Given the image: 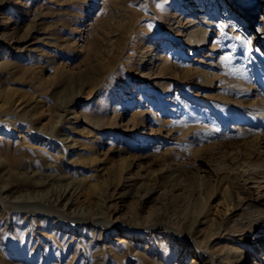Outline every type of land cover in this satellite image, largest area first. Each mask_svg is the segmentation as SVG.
<instances>
[{"label": "rangeland", "instance_id": "374dc122", "mask_svg": "<svg viewBox=\"0 0 264 264\" xmlns=\"http://www.w3.org/2000/svg\"><path fill=\"white\" fill-rule=\"evenodd\" d=\"M262 1L255 0L253 13L256 12V20L252 22L244 18L247 20L244 27L236 23L237 28L233 30L224 27L221 33L213 32L205 48L191 51V55L186 56L184 62L187 69L206 72L208 76L204 79L203 76H186L183 70L156 79L155 65L158 64L157 54L161 52L162 43L170 42L174 37L177 41L173 45L185 50L184 31L192 24L199 23V18L203 17L183 6L187 0H0V58L4 55L12 63L6 72H0V80L9 77L10 82L19 80L20 85L16 87L22 91L20 93L24 92L26 96L28 92L26 99L23 97L25 104H28L24 111L29 113L27 116L36 112L31 120L34 129L31 134L39 136L42 132L40 137L46 143L49 141L41 157L46 159L51 156L49 161L46 159L47 162L57 163L54 156L59 149L61 151V139L64 136L68 138L65 137L63 141L69 146L66 149L68 156H65L64 164L60 163L64 173L54 170L57 178L52 182L64 190L68 189L70 179H75L70 184V191L74 190V195L67 196L65 202L71 200L76 209L81 208L85 219L98 222L103 219L105 210L115 208L113 220L130 225L143 223L148 214L153 224L166 226L189 225L195 220L200 224L203 221L202 225H193L194 233L192 230L190 236L192 239L197 236L195 240L203 239V234L208 238L215 232L211 218L224 214L228 202L224 232H221L227 233V236L218 241L217 250L233 246L245 251L244 264H251L254 259L261 264L256 254L259 250L255 246L264 242V181L248 179V176L253 172L250 164L264 165V121L232 115L225 124L211 114L215 119L213 123L209 114L206 116L199 109L212 103L211 100L225 98L242 107L260 100L264 102V73H258L261 68L264 72V30H259L263 24L261 17L264 16L261 13L264 12V4L260 7ZM18 2L25 3L27 9L23 10ZM158 5L185 10L181 15L177 13L178 23L173 25L172 31L166 30L168 24L165 16L161 19L157 17ZM214 15V21L218 24L230 21L228 17L221 20L220 13ZM34 17L36 20L33 23ZM240 29L244 36L240 34ZM216 36L218 43L213 54L205 52L211 48ZM24 37L28 40L27 44L8 49L7 44L11 40ZM220 60H224V68L218 65ZM19 69L23 71L19 73ZM24 72L28 73L24 75ZM147 73L152 75L149 79L144 78ZM157 83L158 86L172 88L175 94L178 84L187 92H192L194 99H186L190 100L189 108L194 112L182 108L184 117L177 119L170 112V107H165L158 100L144 99L153 96L145 87ZM31 84H38V87L34 86V89ZM39 89L44 91L40 93ZM107 98L123 105L118 115L110 114L111 109L107 112L103 110ZM149 108L156 114L157 120L150 116ZM58 113H64V121L68 120L69 124L58 126V131L50 137V125L56 122ZM93 116L101 117L99 122L103 120L104 123H91ZM43 127H46V131ZM39 129L41 132H37ZM211 130L219 132L213 133ZM224 130L227 137L221 133ZM58 132L61 138L57 137ZM128 136L141 141L133 147L123 141ZM17 137V131H13L10 142L12 147L16 144L19 154L24 148ZM254 140L258 141L247 144ZM88 141L96 142L93 150L87 145ZM75 151L85 156V160L75 164ZM27 153L37 155L35 150ZM91 155L98 159L91 165L92 168H88L83 164H87L86 159ZM122 161L132 162L130 173L124 175L123 179L133 178L136 186L130 188L128 196H122L123 191L118 190L114 199H106V209L103 210L98 195L105 196L106 189L110 190L116 182ZM175 168L181 169L179 175L183 171L185 173L180 175L184 177L180 185L162 182L157 177L162 170ZM81 177H89L90 183L96 185L95 191L89 189L88 182L77 184ZM255 182H260L259 187ZM145 190H153L154 193L139 210L137 198ZM106 196L109 197L108 193ZM205 214L208 216L204 217ZM248 218H257L259 224L248 225ZM6 220L0 224V264L209 263L194 249L184 252L180 243L165 241L158 235L154 238L157 242L154 239L150 241L147 236H128L126 242L117 245L115 240L121 236L119 230L110 236L105 234L101 239L92 237L90 232H70L64 241L55 240L50 235L48 237L36 224L18 229L10 220ZM25 229L28 231L25 232ZM20 231L25 232L24 240ZM108 247L119 250L109 252Z\"/></svg>", "mask_w": 264, "mask_h": 264}, {"label": "bare ground", "instance_id": "6f19581e", "mask_svg": "<svg viewBox=\"0 0 264 264\" xmlns=\"http://www.w3.org/2000/svg\"><path fill=\"white\" fill-rule=\"evenodd\" d=\"M18 3L20 4L21 8H23V10L26 8L25 3H22V2H18ZM163 3H165V2L163 1ZM163 3L161 5H163ZM167 3H168V1H167ZM263 4H264V0L262 1L260 7ZM254 5H255V0H187V4L183 5V6H186L189 11L193 12V14L197 13V14L203 15V17L199 18V20H201L199 23L192 24L190 27H188L184 31L183 39H184V45H186L184 48L185 50L178 49L176 47V45H173V43L177 41L176 38H174V37L171 38L170 42L162 43L161 48H160L161 52H160V54H157L158 64L155 65V70L157 72L155 74L156 79H163L164 77L172 76L173 73H175L179 70H181V71L183 70L182 72H184V74L186 76H187V74H190V75H193L196 77L197 76H203L202 79H204L206 76H208V74L206 72H201L198 69H195V70L187 69V65L184 62V61H186V59H185L186 56H190L191 51H196V50H200L202 48H205V45H207V43L212 39L211 37L213 35V32H216L217 34L221 33L222 31H224V27H228L230 30H233V29L237 28L234 25L236 23H240L244 27L247 24L246 23L247 20H251L252 22H253V20H256V16H255L256 12L253 13ZM158 6H160V5H158ZM165 7H162V6L158 7V9H157L158 12L157 11L156 12L159 13V16H157V17L161 19V18H163L162 16H165L166 22L168 24L166 30L172 31L173 25L178 23L177 17H176L177 13L179 15H181L185 10L184 9L180 10L181 8H174V7H173L174 9H172L170 6L168 8H165ZM189 11H187V12H189ZM216 12L220 13L219 16H221V20H223V18L228 17V20H230V21L229 22L221 21L219 24L216 23V21H214V17L216 16L214 14ZM261 13L263 15L264 12H261ZM36 17L33 18V21H32L33 23L35 22ZM207 17H209L210 19L206 20ZM17 18L19 19V17H17ZM244 18L247 20H245ZM257 18H258V14H257ZM261 19H262L263 24H261L259 26V30H262V29L264 30V16H262ZM162 20H163V22L165 21L164 19H162ZM188 22H191V21H188ZM241 29L239 30V32L242 36H244ZM30 30H32V29H30ZM237 38H240V37L237 36ZM243 38L244 37H241V39H243ZM11 41L12 42H9L7 44L8 49L12 48V46H19V45L27 44L28 40L24 37L21 40H11ZM216 42L218 43V37L217 36L215 37V39H213V41L211 43V48L207 51L204 49L205 52L210 51L211 52L210 54H213L212 51H214L216 49V45H215ZM26 46H28V45H26ZM25 47L23 46V48H25ZM20 48L22 51L23 48L22 47H20ZM95 54H96V52H95ZM3 56H1V58H0V72H3V71L6 72L12 64L9 61H7L6 58H4ZM258 56L262 59L261 54H259ZM218 65H220L224 68V60H220ZM20 70L21 69L18 70L19 73L22 72L24 69L22 71H20ZM28 72H30V71H28ZM102 73H104V71H102ZM258 73H260L259 75H261V73H264L262 71V68H261V70L258 71ZM26 74L24 72V75H26ZM8 75L10 76V74H8ZM8 75H7V77H8ZM151 76L152 75L150 73H147V75L144 78L149 79ZM22 77H20V78L23 79ZM10 80H11L10 77L7 80H0V224H2L1 223L2 221L7 219V220H10L12 222V224H14L15 227H17L18 229H23L26 226L32 227V225H34V226L38 225L39 227H41L43 232L46 235H48V237L50 235L53 239L55 238V240L62 239L64 241H65V238L67 237V234L70 232L71 233L72 232H80V233L90 232L92 234V237L96 236L98 239H101L105 234H107V236H110L113 233H115L117 230H119V232L121 233V236H118L117 239L115 240L117 245L123 244L124 242H126V240L128 239V236H130V237L135 236L137 238H142V237L147 236L148 239L150 241H152L155 237H157L155 235H158L160 237V239H165V241L167 240V241H174V242L180 243L181 248L184 252L190 250V248L194 249V251L196 252L197 255L201 256V258L206 259V261L209 262L208 264H244V261L246 259L244 250H240V249L235 248L233 246H230V247L226 246L223 249H221L222 248L221 247V248H219V249H221V251L217 250V248H216L218 241H220L221 239H223L227 236V233H221V232H224L223 222L225 221L224 220L225 217H227V216H225L226 215L225 213L228 211V209L226 208L227 207L226 204L228 202L225 204L226 207L224 208L225 209L224 214H220L219 217L215 216V217L211 218L212 219V221H211L212 226L214 227L213 230H215V232L212 235H210L208 238H206L205 234H203L204 236H203V239H201V240H195L197 238V236L195 239H192L190 236V233H192V230L194 233L193 225L199 224L198 220L193 221V223L191 222V224H189V225H187L184 222L185 224H179V225L177 224L176 226H166L163 224H153L150 214L145 216L146 218L143 219V223H141L139 225L136 223L134 225H130L129 223H124V222H121L118 220H113L114 215L116 214V208L113 209L112 211H110V209L105 210L106 209V202H107L106 199L107 198H109L110 200L114 199L115 194H117L118 190H120V189L123 191L122 196H128V194H129L128 192H129L130 188L133 186H136V182L133 181V178H129L126 181L123 179L124 175L130 173L131 170L129 168H130L132 162L131 163L129 162L130 163L129 164L127 162L122 161L123 163L121 164V167H119V170H118L119 176L117 177L116 182L110 188L111 192H110V190H108L109 189L108 188V189H106L105 196L98 195V202L100 203V204L99 203L98 204L101 205V208L103 210H105V212H106L103 216V219L99 222L94 221V220H90V219H85L83 216V211L82 210L80 211V209H81L80 207H77V209H76L74 204L71 203V200H67V202H65L67 196L73 197V195H74V190L72 192L70 191V184L72 185V183L75 182L74 181L75 179L71 178L70 179L71 181L68 179L70 181V184L68 185L69 187H68V189L66 188L64 190H61V186L59 187V185L52 183L57 178V175L54 174V170L64 173L63 171H61L62 168H60V163H63L64 160L66 159V157H65L67 155L66 149L69 147V146L67 147L66 144L63 143L64 138L66 136L62 137L63 138V139H61V140H63L62 142L60 141L61 142V146H60L61 151L59 152V150H60L59 149L58 152L55 153V156H54V157H56V159L53 158L54 161H57V163L47 162L48 159L52 158L51 156L50 157L48 156L49 158H47L45 156L47 160L44 159L43 156L41 157L40 154L41 155H42V153L44 154V150H46L45 147H46V145H48L49 141H48V143H46V140L42 139L40 137L41 136L40 134L42 133L40 129L38 131L36 130L37 132H41L39 134V136H35V135L31 134V131L34 130L31 126V120L33 117L36 116V112L33 113L32 116H27L29 113L28 112H27L28 114L26 113L27 110L24 111L26 105H28V104H25V100L23 98L25 96V94H24V92L20 93L22 91H20L16 87L17 85H20L19 80L13 79L12 82H10ZM41 83L42 82L39 83L40 87H41V85H40ZM158 85H159V83H157L156 85L151 84V87H148V86L145 87L144 86L145 88H149L146 91L153 94V96H152V98H148V97L147 98L143 97V98L148 100V101L154 100V102H157V100H158L159 103L160 104L162 103L165 107L166 106L170 107V112L174 115L173 117H175L177 119H182L184 117V115L182 114V108L186 109L187 111L190 110L191 112H194V110L192 111L189 108V104H190L189 101L190 100L186 99V97H188L191 100L194 99V97H192V94H191L192 92H187L188 90L184 87H181L180 86L181 84H178V88L176 89V91H178L177 94H175L173 92L174 90L172 88H166V87H162L161 85L160 86H158ZM34 86L38 87V84L34 85ZM34 86H32V84H31V87H33L35 89ZM44 86H45V84H44ZM44 86H42V87H44ZM42 90L43 89H41V90L39 89L38 91H40V93H42L44 91V90L43 91ZM33 91H35V90H33ZM172 93H174L175 95L172 96ZM27 94H28V92H27ZM27 94H26V96H27ZM26 96H25V99H26ZM118 98H116V99H118ZM28 100H30V99H28ZM31 100H33V99L31 98ZM211 101H212V103L206 104L205 106H203V109L201 107V109H199V110H203V112L206 116H208V114H209L208 117L210 118L211 122H213V123L215 122L214 121L215 119L211 114H215V116L219 120L223 121V123H225V124H228V121L232 115H234V116L242 115L244 117L249 118L250 120H261L262 119L264 121V102L261 100L259 102H257L256 104H253V105L249 104L248 106L244 105L243 107L237 103H233L232 101L227 100L226 98L225 99H219V100H211ZM104 102H105L104 103L105 105L103 106V108H104L103 110L107 112L108 110L110 111V109H111L110 114H117V112L119 110H121L120 108L123 107V105L122 104L120 105V103L117 100L113 101L111 98L110 99L107 98ZM35 107H37V106H35ZM67 108H68V106H67ZM32 109H33V107H32ZM153 109H154V107H153ZM149 111H150V116L153 117V120L156 119V117H155L156 114L153 112V110L149 108ZM65 112H67V111H64V113ZM68 112H70V111H68ZM99 113H101V112H99ZM198 113H200V112H198ZM24 114L25 115L27 114V115L24 116ZM63 114L62 113L59 114L56 117V122L54 121L55 123L52 126L50 125L51 130L49 129V131H51V133L48 132V133H50L49 134L50 137L52 135H55L54 133L58 131V126H61L62 124H66V125L69 124L68 120L64 121L65 119L63 118ZM72 114H73V112H72ZM105 114L106 113H104V115ZM147 114H149L148 111H147ZM200 114H202V113H200ZM30 115H31V113H30ZM37 115H38V112H37ZM260 115H262V116H260ZM69 116H70V114H69ZM75 117L77 118V116H75ZM75 117H74V119H75ZM96 117L93 116V118L90 119V122L97 124L99 122V120L101 119V117H100V119L96 118ZM105 117H106V115H105ZM99 123H101V122H99ZM102 123H104L103 120H102ZM229 125H231V124H229ZM214 126H216V124ZM98 127H100V126L98 125ZM43 128H45V131H46V127H43ZM217 129L219 130V128H217ZM213 130H211V131H213ZM218 130L213 131V133L214 132L218 133L219 132ZM13 131H17V134H18L17 138L20 140V146L22 145L24 148L23 151L20 152L19 154H17L19 150L17 149L16 144L13 145V147H12V142H10L11 141L10 140L11 133ZM221 133H223V137H227V135H226L227 132L225 130L222 131ZM58 134H59V132H58ZM36 135H38V134H36ZM62 135H64V134H62ZM228 136H229V134H228ZM57 137L61 138V135L59 134ZM123 141H125L128 144H130L131 146L135 147V146H137V144H139V142L141 140H138L132 136H128V137L123 138ZM256 141H258V140H256ZM256 141L254 140V141L249 142L247 144H253ZM95 143L92 141V142H89L88 144L87 143L86 144L88 146H90L91 149L93 150ZM232 144H234V142ZM17 145H18V143H17ZM227 146H228V144H227ZM87 149H89V151L91 150L89 147H87ZM29 150H35L37 155L36 156L30 155L29 153H27ZM51 150H52V147H51ZM48 153H47V155H48ZM73 153H74V156H77V160L75 158L77 163H75V164H78V162L85 160V158H84L85 156H82L80 153L78 154L77 151H75ZM152 153H153V151H152ZM92 154H93V152H92ZM95 155H91V157L86 159L87 164L84 163L83 165H87L89 168L92 164L96 163L98 158ZM150 156H152V155H150ZM149 158L150 157H148L147 159H149ZM58 161H59V163H58ZM69 161H71V160H69ZM66 163L68 164L67 160H66ZM92 167L93 166H91V168ZM249 167H251L253 169L252 173H255V174H253L254 176L252 175V173L249 174L248 179H255V180L264 181V165L263 164H250ZM247 169H249V168H247ZM179 170L181 171V169H179V168L170 169V170L168 169L165 171L162 170L157 177L162 182L167 181L168 183L173 184V185L174 184L180 185L182 183V181H184V177L182 178L180 176L181 174L184 173V171L182 173L180 172L181 174L179 175L178 174ZM183 170H184V168H183ZM189 171L190 170H188V172ZM47 172H49V173H47ZM60 175H59V177H60ZM63 175L65 176V174H63ZM133 176H135V174H133ZM65 178H67V177H65ZM87 182L89 183V186H88L89 189L95 191L96 185L90 183L89 177H81V179L79 181H77V184H81V185L84 183L88 184ZM255 184H258V187H259L260 182H255ZM107 193H108L109 197L106 196ZM153 193H154L153 190H145V192L141 196H139V198H137V202H138V208L137 209L140 210L143 207L145 200H148ZM138 195H140V193ZM75 204H77V203H75ZM84 204H85V202H84ZM81 207H83V206H81ZM207 216H208V214L204 217H207ZM211 219H209V220H211ZM246 221H247L248 225L259 224L258 223L259 220L257 218L256 219L255 218L254 219L248 218V220H246ZM202 222L199 225H202L203 224ZM209 222H208V225H209ZM208 225H206V226H208ZM13 230H14V228H13ZM26 230L27 229H25V232H26ZM21 232H23V231H20V233ZM25 232H23V237H22L23 240H24ZM198 234L201 235L200 233H198ZM18 235L21 236V234H18ZM16 237L18 238V236H16ZM20 239L21 238L19 237V241H20ZM154 240H156V239H154ZM157 241L158 240H156V242ZM216 241H217V243L213 244ZM21 242H22V240H21ZM124 246L126 247L128 245L124 244ZM108 248L110 249L109 252H115L116 251L115 247L114 248L108 247ZM255 249L259 250V253H256L257 257H258L257 259H260L261 264H264V254L260 255V253L264 252V242L258 243L255 246ZM115 254H117V253H115ZM1 261H3V259H1ZM191 264H194V263L192 262ZM251 264H257L256 259H254L251 262Z\"/></svg>", "mask_w": 264, "mask_h": 264}, {"label": "snow or ice", "instance_id": "6c2138e0", "mask_svg": "<svg viewBox=\"0 0 264 264\" xmlns=\"http://www.w3.org/2000/svg\"><path fill=\"white\" fill-rule=\"evenodd\" d=\"M225 59H227V57H225Z\"/></svg>", "mask_w": 264, "mask_h": 264}]
</instances>
